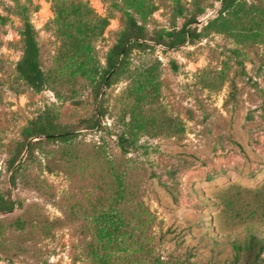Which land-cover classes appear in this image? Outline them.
<instances>
[{
  "label": "rangeland",
  "instance_id": "obj_1",
  "mask_svg": "<svg viewBox=\"0 0 264 264\" xmlns=\"http://www.w3.org/2000/svg\"><path fill=\"white\" fill-rule=\"evenodd\" d=\"M146 1V18L131 13L149 46L133 48L96 95L87 75L99 77L126 29L122 0H0V195L14 202L0 211V264H98L88 250L101 252L102 212L130 223L143 212L150 257L163 264H247L258 252L236 246L252 234L264 241V0H240L237 14L220 13L218 0ZM55 5L80 6L88 17L56 21ZM25 16L46 77L40 91L16 70ZM189 19L198 36L175 48L155 43ZM83 24L92 27L86 34L76 30ZM45 110L77 136L41 137L24 149L11 184L21 131ZM90 117L99 118L94 129L85 128ZM124 240L111 264L149 259L128 246V230Z\"/></svg>",
  "mask_w": 264,
  "mask_h": 264
},
{
  "label": "trees",
  "instance_id": "obj_2",
  "mask_svg": "<svg viewBox=\"0 0 264 264\" xmlns=\"http://www.w3.org/2000/svg\"><path fill=\"white\" fill-rule=\"evenodd\" d=\"M221 3V7L219 12L222 13L224 11L230 10V8H235V14H237L240 8L236 7L237 3L239 4L240 0H218ZM125 5L124 15H125V30L121 31L118 34L116 42L110 47L106 55V64L105 66L98 72L99 77L96 78L95 73L92 75L88 73V77L92 82L95 83V94H100V88L102 85L108 86L111 83V79L113 74H115L118 69L122 67L125 62L126 57L130 53V51L137 48H146L147 45L144 41H141L143 36L144 26L137 23L136 18L133 16L131 11L137 14L141 19L146 18L149 13L152 12L151 5L146 0H122ZM70 5V4H69ZM69 5H55L53 7V11L55 13L56 21L63 16V14H67V16H76V17H88L87 12H82L80 6L74 7L72 11H69ZM71 8V7H70ZM181 13V11H180ZM220 16H222L220 14ZM100 21L101 30L107 25V20L103 17L98 19V24ZM193 19H189L185 23H183L182 27L178 30L168 32L169 39L164 41L161 37L154 39L155 43L161 44L164 43L168 48H175L177 46L183 45L186 41L191 40L193 37L198 36L194 31H190L187 27ZM86 24V23H85ZM79 25L76 30L80 33L86 34L87 31L92 27L90 25ZM61 30L60 34L69 35L66 31V27L64 24L58 26ZM22 42V54L20 59L16 64V70L18 76L28 84L32 89L36 91L42 90L45 84V74L41 68L40 63V52L38 42L35 36V30L32 23L28 20V18L24 17L23 27L19 31ZM77 51V50H76ZM78 52V51H77ZM80 75L87 74V71L84 69L82 63L78 66ZM98 113L102 115L100 108L98 109ZM85 128L94 129L99 124L98 117H90L85 120ZM22 141L18 142L16 148V154L12 157L8 162V167L11 170L10 174V183L14 184L16 174L19 171V156L22 154L23 150L26 149L28 152L34 147V145L40 140L41 137H45V140L57 139L62 142L70 141L77 136V131L68 130L66 128L61 127L57 123H55L51 115L48 111H42L35 118L31 119L26 126L23 127L21 131ZM36 138L35 140H33ZM124 142H127L126 138L122 137ZM124 142L121 141V147L124 148ZM119 178L118 189L116 191V201L120 202L124 198L125 188L121 185L122 177ZM14 208V202L11 199L4 198L0 195V211H12ZM100 217V221L95 223V232H96V243L100 245L101 252L97 249L99 246H91L89 247V254L91 258L96 260L98 264H111L113 260V255L111 249L117 248L122 249L123 243L125 242V234L128 230V240L129 247L131 245L138 244L137 247H134V251H145L146 256H149L147 261L137 259V256L134 255V252L131 253L134 255L132 258L126 261V264H163L160 261L159 257H150L153 250V243H149V237L146 233V229L149 227L148 220L146 219V223L143 219L144 213L135 212L133 216H135L136 220L124 221L121 217L120 213L117 214L115 212H102ZM146 224L147 227L143 229L141 226ZM127 229H124V227ZM253 246H258V252L255 253L251 259H246L247 264H256L258 261L259 253L264 248V241L261 239H257L254 234L250 235L247 240V245H239L236 246L238 250L245 249L246 251H253ZM152 258V259H151ZM154 259V260H153Z\"/></svg>",
  "mask_w": 264,
  "mask_h": 264
}]
</instances>
